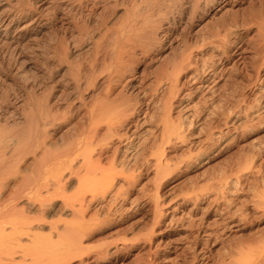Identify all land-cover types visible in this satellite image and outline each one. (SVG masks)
Masks as SVG:
<instances>
[{
	"label": "bare ground",
	"instance_id": "obj_1",
	"mask_svg": "<svg viewBox=\"0 0 264 264\" xmlns=\"http://www.w3.org/2000/svg\"><path fill=\"white\" fill-rule=\"evenodd\" d=\"M262 80L264 0H0V264H195L201 249L179 261L188 244L168 225L196 204L161 198L180 163L210 162L249 117L264 131ZM141 176L151 203L110 241L109 202L137 209ZM261 180L210 225L257 229ZM250 239L198 264H264V227Z\"/></svg>",
	"mask_w": 264,
	"mask_h": 264
},
{
	"label": "rangeland",
	"instance_id": "obj_2",
	"mask_svg": "<svg viewBox=\"0 0 264 264\" xmlns=\"http://www.w3.org/2000/svg\"><path fill=\"white\" fill-rule=\"evenodd\" d=\"M261 84L264 85V80H262ZM254 93L255 90H251L248 95L252 97ZM257 98L258 97L247 98V101L243 104L244 106H247L248 104L250 107L245 106L246 110L241 113H249L250 111L258 110L259 98ZM262 125L263 122L261 123L260 119L249 117L247 128L241 130L240 128L236 129V135L227 140V142L222 143L221 149L218 151L215 158L210 160V162L203 164L207 160L204 158L202 161L199 159L194 160L191 165H187L188 163H180V173L177 172V174H179H176L177 176H180V183L176 186H172V184L168 185L165 188V190H167L165 191L163 198H161L162 200L166 197H171L172 199L167 206H163V208H168L172 202H179L181 200L186 201L185 206H187V208L196 204L188 213L178 217V221V218H175L176 222L173 221L168 225L171 232H173V229L176 232L174 236H171L174 240L173 242L176 243L179 241L182 246L184 243L188 244L184 248L185 250L178 256L179 261H185V263H188L196 253L195 251H198L199 249H201L200 253H197L198 256L192 260L195 264L200 262L201 259L199 258V254L201 253L208 255L206 258L208 262L212 259H229V252L235 245L249 243L251 241V234L256 233L261 227H264V221H261L257 229L254 227L253 230H248L243 227L238 232H233L231 234L229 231H233L236 226L221 230V225L219 223L210 225L215 221L213 220L215 216L211 215L215 208L223 207L225 205L233 208V200H235L236 195L240 196L239 199H244L241 196V187L246 188L245 185H247V187L250 186L249 192H252L255 186L258 188L260 187L262 182L261 177L264 172L260 161L262 140H264ZM220 139L222 138H219L218 140ZM218 143H220V141ZM144 181L145 180H143L141 176L137 182L139 184L130 190V193L128 194V196L131 194L138 195L139 200L136 202L139 203V206L137 209L130 206L127 208L128 211H126L124 205H128L129 201L127 198L122 200V196L109 202V207L111 208L112 213L111 226H113V229L107 235L108 240L111 241L116 239L118 236L114 234L117 231L127 229L130 226L129 222L124 221L133 217L136 210L143 213L145 212V209L149 207L151 201L147 193L150 194L151 192H148L143 188ZM170 186L172 187L168 188ZM148 187H151V183H149ZM121 209L123 210L121 211ZM149 214L150 213L145 215L146 217L144 216V218L142 217L137 220L140 222L139 225L144 226L145 228L150 225L152 218ZM177 214L179 215L180 212L177 211ZM238 214L239 212H236L234 217ZM193 215L201 217L202 222H204L205 225L208 222L207 227L213 229V233L208 236L204 234L201 229H199L201 231L197 232L195 227L186 228L185 230H177L179 224L189 222V220L193 219ZM164 225L165 224L163 223L158 224L156 229H160ZM201 228L205 229V226H202ZM156 237L157 234H154V240ZM136 246L138 251L142 247V242L137 243ZM142 260L143 258H140L138 261L131 262L132 260L130 258H126L124 264H142ZM163 263V260L157 262V264Z\"/></svg>",
	"mask_w": 264,
	"mask_h": 264
}]
</instances>
